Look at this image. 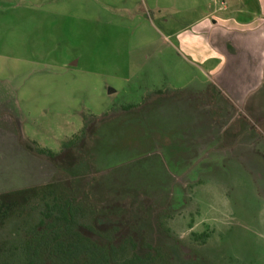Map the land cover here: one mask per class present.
<instances>
[{
  "label": "rangeland",
  "instance_id": "rangeland-1",
  "mask_svg": "<svg viewBox=\"0 0 264 264\" xmlns=\"http://www.w3.org/2000/svg\"><path fill=\"white\" fill-rule=\"evenodd\" d=\"M115 1L0 0V197L44 187L78 195L94 172L89 202L98 212L88 221L96 228L147 235L173 264H264V124L222 96L202 114L190 97L147 100L156 88L172 89L167 47L140 43L137 7ZM191 81L199 84L195 73L182 84ZM148 101L120 113L122 104ZM92 115L105 154L91 174L73 177L61 157L59 168L34 151L60 152ZM40 209L0 225V246L16 248Z\"/></svg>",
  "mask_w": 264,
  "mask_h": 264
},
{
  "label": "crops",
  "instance_id": "crops-1",
  "mask_svg": "<svg viewBox=\"0 0 264 264\" xmlns=\"http://www.w3.org/2000/svg\"><path fill=\"white\" fill-rule=\"evenodd\" d=\"M111 5L124 11L137 7L140 14L133 19L140 43L166 44L164 69L173 90L156 88L157 97H190L202 114L219 108L222 96L243 117L256 116L264 124V0H116ZM55 9L51 12H59ZM149 14L164 32L156 30ZM172 64L177 72H171ZM194 73L199 84H182Z\"/></svg>",
  "mask_w": 264,
  "mask_h": 264
},
{
  "label": "trees",
  "instance_id": "trees-1",
  "mask_svg": "<svg viewBox=\"0 0 264 264\" xmlns=\"http://www.w3.org/2000/svg\"><path fill=\"white\" fill-rule=\"evenodd\" d=\"M155 94L158 92H153L146 99L150 100ZM148 103L142 106L122 104L120 113L145 110ZM92 117L85 116L80 134L66 140L62 144V152L39 146L34 151L59 168L61 157L68 174L73 177L91 174L93 162H99L105 154L100 149V134L103 133H96L99 125L95 124L97 118ZM127 118L130 129L134 118L132 114ZM62 154L63 157L60 156ZM97 179L93 172L78 195L44 187L34 194L20 195L15 199L0 197V225L19 211L38 204L41 206L39 218L26 224L16 248L0 246V264H173L169 252L154 245L147 235L137 237L121 233L117 225L101 230L88 221L98 212L97 206L89 202L91 186ZM10 252L13 256L17 252L21 256L20 262L9 257Z\"/></svg>",
  "mask_w": 264,
  "mask_h": 264
}]
</instances>
